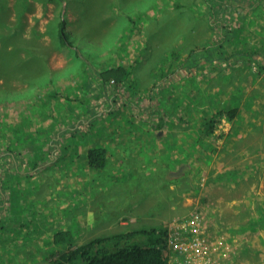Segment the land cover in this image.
Masks as SVG:
<instances>
[{
    "label": "rangeland",
    "instance_id": "obj_1",
    "mask_svg": "<svg viewBox=\"0 0 264 264\" xmlns=\"http://www.w3.org/2000/svg\"><path fill=\"white\" fill-rule=\"evenodd\" d=\"M66 1L63 0L59 9L55 3L45 4L44 0H0L2 6L8 5L12 9L9 19L16 21L19 17L26 18V32L34 27L45 32L60 11L61 14L69 13ZM85 1L76 0L71 5L78 6L81 13L85 11ZM98 1L91 23H95L101 31L110 30L111 36L108 44H99L100 49L95 45H85L87 51L92 55L101 51V56L105 57L98 58L101 61L128 64L130 78L123 84H102L92 74L90 63L86 71L77 73L79 78L71 81L64 79L72 88L71 99L75 97L76 102L75 107L65 112L67 120L61 118L55 125L51 118L36 124L32 113L41 107L36 106L33 100L25 103L24 100L15 99L14 94L7 97V101L15 104L12 106L14 116L11 117L1 114L6 102H0V128L1 131L3 129L0 133V264H50L61 251L66 250V247L55 245L52 237L67 228L74 231L75 245L78 246L86 243L91 236L164 229L172 220L183 222L193 211L202 217L201 225L206 228L207 245L202 249H208L211 253L210 259H200L207 264H264V234H261L264 223L259 221L260 217H264V186L262 188L260 183L261 179L264 180L263 166L252 163L253 169L248 170L247 176H236L234 182L238 183V187L233 191L186 195L177 213L164 219L167 212L166 201L162 200L164 193L161 187L164 183L160 174L156 175L155 172L147 176L148 169L127 170L112 164L104 172H92L88 153L84 150L87 144L83 139L91 135L92 131L89 130L93 121L104 123L126 119L127 106H135L139 110V121L147 125L151 123L158 127L162 121L160 129L163 131L169 129L167 124L171 121L182 120L185 130L187 123L193 119L208 122L210 115H202L206 110L215 118L214 131L206 136L210 137L211 164L218 174L237 164L231 155L233 152L239 161L247 151L248 157L245 159L248 164L254 162V151L259 146H263L264 155V0H159L164 9L157 18L141 17L144 35L134 42L125 33H120L129 23L119 18H126V14L137 17L155 0ZM98 11L101 13L99 17ZM67 28L74 36L75 29L92 33L93 36L100 32L77 21L76 26L72 21L67 23ZM43 40L49 43L50 37L46 36ZM196 47L204 52L193 53L190 61H186L189 51ZM241 51L248 54H238ZM241 55L258 59L260 67L245 61ZM73 58L71 53H55L50 59V66L54 71H65L69 65H75L77 59ZM95 59L90 58L91 61ZM102 66L105 65L100 62L99 67ZM73 71L75 74L79 70ZM85 79L90 83L92 92L79 98V88L74 84L81 86L87 82ZM95 94L99 96L95 97ZM177 95L178 105L184 108L179 106L178 112H166L174 105V109L178 106L175 104ZM87 97L88 105L93 107L92 117L90 111L88 115H82ZM193 97L197 98L194 102L202 104L200 111L194 112V115L186 107ZM61 101L66 102L65 97ZM80 102L82 105H78ZM17 104L22 105L20 109ZM235 104H240L241 109L234 119L220 114L219 107ZM63 105L65 108L66 104ZM41 111L47 114L44 109ZM59 114L54 111L53 116L57 118ZM134 114L137 113L133 111ZM29 115H32L31 124L30 120L25 122ZM251 121H257L259 127L254 130L261 132L259 138L252 144L233 145L237 151L227 152L232 147L230 137L234 141V135L243 132V123ZM68 125L70 128L66 127ZM143 129L149 131L145 124H140L134 130L127 127L118 132L125 135V140L129 136L137 145H141ZM109 130L102 135H98L102 129L96 130L99 137L97 143L105 136L106 139L110 138ZM52 143L54 146H51ZM200 147L204 148L202 145ZM113 168L117 174H111ZM128 171L137 174L128 176ZM251 174L253 178L259 177L254 185L247 184ZM207 181L201 178L200 187L203 188ZM224 196L237 200L244 198L247 203L253 202L254 208L241 210L242 207L238 206L227 209L221 206L222 203L214 201ZM256 197L261 198L254 201ZM66 205L69 207L64 209ZM83 218L88 221L85 228L81 227L83 223L80 225ZM108 225L113 229H107ZM194 236V233H185L176 238L179 243L175 241L168 245L165 253L172 264L196 263L195 258L187 263L186 256L175 248L185 247ZM257 243V248L252 245ZM248 245L254 251L257 249L261 257L254 254L247 259L249 262L246 261L241 252Z\"/></svg>",
    "mask_w": 264,
    "mask_h": 264
},
{
    "label": "trees",
    "instance_id": "obj_2",
    "mask_svg": "<svg viewBox=\"0 0 264 264\" xmlns=\"http://www.w3.org/2000/svg\"><path fill=\"white\" fill-rule=\"evenodd\" d=\"M75 1H66L68 12L72 11L71 3ZM44 2L45 4L48 2L55 3L60 9L63 0H44ZM98 2V0H86L85 11L79 13L78 10H75L77 16L75 21L78 23L84 22L85 25L95 29L96 32H100L93 36L92 33L75 29L76 37L67 28V23L70 22L67 11L64 14H61L60 11L58 16L48 25L45 32L38 30L36 27L26 32V18L19 17L16 21H12L9 19L12 9L8 5L2 6V2H0V102H6L5 110L1 111V114L4 113L3 116L7 117V114H9L8 116L14 114L12 106L15 104L7 101V97L14 94L15 99L24 100L25 103L33 100L36 106L41 107L32 113L36 124H41L42 120L48 118L52 119L53 125L61 118L66 121L68 116L65 112L75 106L76 100L75 97L71 99L72 88L64 79L71 81L79 78L77 73L86 71V66L90 63L92 73L97 76L100 82H103L102 84H123L130 78L131 72L128 64L107 60L101 61L99 59H105L104 56H101V51L95 52L94 55L87 51L88 48L85 45H95V48L100 49L99 44L105 46L108 44L109 36H111L110 30L107 32L101 31L95 26V23H91V19L95 15L94 8ZM162 9H164L163 3L155 0L154 4L141 11V14L137 17L128 14L125 15L126 18L120 17L119 20L124 19L129 23V26L128 24L124 25L125 29L120 33H125L124 35L133 42L140 39L144 35V23L141 21V17L155 16L157 18ZM100 14L98 11L97 16L99 17ZM119 15H121V11ZM78 17H81V19ZM88 30L92 32V29L88 28ZM46 36L50 37L49 43L43 40ZM120 44L125 45L124 42ZM58 52H65L68 55L71 53L74 56L73 60L77 59L78 61H74L75 65H69L65 71H54L50 66V59ZM91 57L96 59L91 61ZM244 60L256 63L259 67L261 65V62L251 55L244 56ZM100 62H103L105 66L100 68ZM75 69L79 71L74 74L75 71L73 70ZM65 84L67 85L65 86ZM89 84V82H85L81 86L74 84L77 88L80 87L78 91L79 98H82L87 92L89 94L92 92ZM98 96V94H95V97ZM64 97L66 102L63 103L61 98ZM63 104H66L65 108ZM17 106L20 109L22 105L17 104ZM43 109L47 114L41 111ZM58 109L59 111H57ZM54 111L60 113L57 118L53 116ZM237 113V108L220 111L222 116H228L229 119L234 118ZM31 117L32 115H29L25 122L30 120L29 123L31 124ZM214 119H210L208 125H206L209 135L214 131ZM158 127H162V121L158 124ZM2 131L0 128V133ZM108 161V150L104 147L92 148L88 152L89 166L94 170L105 169ZM166 237L167 233L164 229H140L119 232L111 236L95 237L84 244L76 246V239L72 231H60L53 236L52 240L55 245L66 247V250L61 251L50 264H169L164 248Z\"/></svg>",
    "mask_w": 264,
    "mask_h": 264
},
{
    "label": "crops",
    "instance_id": "obj_3",
    "mask_svg": "<svg viewBox=\"0 0 264 264\" xmlns=\"http://www.w3.org/2000/svg\"><path fill=\"white\" fill-rule=\"evenodd\" d=\"M75 10H78V12L80 13L78 6H72V11L70 10L68 15L69 20L72 21L76 26L75 17L77 16L75 15ZM197 52L202 53L204 51L198 47L191 49L187 55L186 61H190L192 54ZM238 54L247 55L248 53H243L241 51L238 52ZM78 88L80 90V87ZM140 96L142 98L147 97L145 95ZM178 99L179 96L177 95L175 99L176 105H178ZM85 100L87 102V105L83 107V115H88L87 112L90 111L92 117V109L91 106L88 105L89 98L87 97V99ZM193 100L195 101L197 100V98L194 99L193 97L192 101ZM192 101L186 107H189V111H191L194 115V112L200 111L202 104L200 101V103ZM81 102L78 105H82ZM208 105L214 107L209 103ZM179 106L182 109L184 108L182 107L183 105H178L176 109H174V105L172 108H169L170 111L166 110V112H171L172 110H176L178 112L177 109ZM228 106H231L232 108L228 109ZM228 106L225 108H219L221 109V111L237 108V115L239 114L241 109L240 104ZM126 109L128 113L126 116L125 114L123 115L126 119H120L119 121L112 120L110 122L104 123L102 121H99V123H95V121H93V123H90L91 128L89 131H92L91 135L88 138H83L85 140V144H87L84 149L85 153L87 154L92 148L104 147L108 150L109 160L105 168H107L109 164H112V166H115L116 168L122 167L126 168L127 170H136L138 168L148 169L149 171L146 173L147 176H151L155 172L156 175L160 174V179L164 183V186L161 187L164 193L162 196V200L166 201L165 210L167 212L166 217L164 219L170 217L172 213L174 214L176 210L181 207V200L184 199L186 195L190 196L193 195V193L202 192L211 193L220 191H233L238 187V183L234 182L236 180V176H247L248 170L253 169L252 163H256L257 165H259V167H264V155L262 154L263 146H259L254 151L256 155V157H253L254 162H250L249 164L247 163V160L245 159V157H248L247 151L244 152L246 154L239 161H237V156L235 155L236 153L233 152L231 155L234 156L233 159L236 160L237 164H232L233 166H231L230 169H224L223 173L218 174L217 171L213 169V163L211 164L213 155L211 154L212 149L209 147L210 135L207 132V121L200 122L199 120L197 121L193 119L192 121L187 123L188 125L186 126V130L183 128L185 123L182 120L177 122L171 121L167 124L169 125V129L167 131H163L162 129L156 127L151 123H148L149 125H147L146 123L139 121V110H137L135 106H127ZM133 111H135L137 114L133 115ZM158 112L160 113L161 111ZM202 115H210V119L212 118V113L210 111L208 112L205 110ZM237 115H235V117ZM140 124H145L149 130L147 132L145 129H143L144 137L141 138V145H137L136 141L134 139H130L129 136L127 137V140H125V135L119 134L118 132V130L127 127L132 128L134 130ZM256 124L257 121L243 123V132H238L237 135H234V141L233 137H230L232 147H229L227 149V152L237 151V148H235L233 145L252 144L254 140L258 139L259 134L261 132L258 133V131L254 130L259 127H257ZM66 127L70 128V125ZM238 128L240 129L239 126ZM97 129H102V132L98 135H102L105 130H109L107 133L110 132L108 134L110 138L106 139L107 136H105L100 142L97 143V140L99 139V137H97L98 135H96ZM138 131H140L139 128ZM206 134L209 136L207 137ZM182 136H184L183 139H181ZM49 141L51 142V140ZM130 144H134L135 146L129 147ZM200 145L204 146V148L200 147ZM51 146H54V144L52 143ZM89 168L92 172H98V170H94L90 166ZM102 170L104 172V169ZM111 174H117L114 168ZM126 174L128 176H134L135 174H137V172L134 173L132 171H128ZM253 177L254 175H249L247 181L248 185H254L258 181L259 177ZM201 178H205L206 180L208 179V183L203 184V188H201L199 185ZM260 183L263 188L264 180L261 179ZM72 198L73 197L71 196V201ZM260 198L261 197H256L254 201L259 200ZM214 201L222 203L221 206L227 209L237 208L238 206L242 207L241 210L246 209V207L254 208L253 202L247 203L244 198L242 200H237L224 196L222 198H216ZM240 204L243 205L241 206ZM67 207L69 206L66 205L64 209H66ZM259 221L261 223H264V217H260ZM82 223L83 226L81 227L85 228L88 226L87 219H81L80 225H82ZM108 226L106 227L107 229H113L112 226ZM67 231H72V233L74 232L73 230H71V228H67ZM261 234L263 235L264 231ZM95 237L97 236H91L89 237V240ZM252 245L256 248L257 246H259L258 243ZM256 251L257 249H255L254 251V248L251 245H248L246 250L242 251L241 254H244L245 260L248 261L247 259H249L250 256H254V254H258L261 257V254Z\"/></svg>",
    "mask_w": 264,
    "mask_h": 264
},
{
    "label": "built area",
    "instance_id": "obj_4",
    "mask_svg": "<svg viewBox=\"0 0 264 264\" xmlns=\"http://www.w3.org/2000/svg\"><path fill=\"white\" fill-rule=\"evenodd\" d=\"M186 218L187 219L184 220L183 222H180L178 219L172 220L170 221L168 227L167 228L165 227L167 233L165 251L168 248V245L173 244L175 241H177V243L180 242L176 238H180L185 233L191 232L194 233L195 235L192 242L185 245V247L176 246L175 248L181 254H184L186 256L187 263L191 262V259L195 258L196 260L195 264H204V262L205 264H207L206 261L200 259V258L210 259V254H211L210 250L202 249L207 245V240L205 237L206 228L205 226L201 225L203 219L198 213H196V211L189 213ZM169 264H172L171 260H169Z\"/></svg>",
    "mask_w": 264,
    "mask_h": 264
},
{
    "label": "bare ground",
    "instance_id": "obj_5",
    "mask_svg": "<svg viewBox=\"0 0 264 264\" xmlns=\"http://www.w3.org/2000/svg\"><path fill=\"white\" fill-rule=\"evenodd\" d=\"M13 5V4H12ZM183 204V203H182ZM190 204V203H189Z\"/></svg>",
    "mask_w": 264,
    "mask_h": 264
}]
</instances>
